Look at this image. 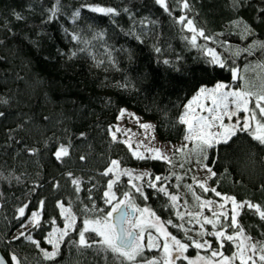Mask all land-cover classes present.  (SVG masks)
<instances>
[{
    "label": "trees",
    "instance_id": "trees-1",
    "mask_svg": "<svg viewBox=\"0 0 264 264\" xmlns=\"http://www.w3.org/2000/svg\"><path fill=\"white\" fill-rule=\"evenodd\" d=\"M54 2L0 0V96L8 101L0 104V111L5 113L0 117V253L9 259L14 252L24 264H121L120 258L100 245L91 249L73 245L78 233L72 230L61 243V254L55 260H45L30 241H12L20 224L15 219L17 209L27 204L26 215L41 213V227L25 231L41 245L51 230L52 219L56 226L64 227L56 207L58 201L71 207L77 217L76 227L82 228L83 219L103 216L110 208L104 203L103 193L113 176L102 173L113 159L121 161V168H149L153 176L175 172L183 180L172 177L166 181L172 186L170 192L176 191L177 183L193 184L202 199L216 200L214 193H203L193 183L192 169L199 165L194 156L191 163L184 162L180 154L172 156L175 167L164 161H138L124 144L112 141L109 128L120 109L127 108L153 123L159 141L179 143L184 126L177 123L178 117L200 87L224 83L236 88L245 82L258 87L264 79V68L260 67L264 65V51L256 48L251 55L241 52L238 56L234 52L255 40H264V0H244L238 9L232 8L231 0H188L190 10L183 9L181 0H166L171 14L156 0H60L57 18L47 22ZM93 6L115 8L119 15L92 12ZM77 10L78 18L73 16ZM16 13L24 19L17 20ZM181 15L193 19L210 39L197 36L193 46V34L177 22ZM239 20L250 25L255 35L242 39L234 24ZM72 34L87 43L72 40ZM82 48L85 50L80 51ZM209 48L225 62V68L209 62ZM72 52L76 55L70 59ZM165 60L169 63L165 64ZM232 67L239 70L243 80L232 79ZM60 145H70L69 156L62 161L54 156ZM33 148L37 149L35 155L30 151ZM81 156L85 159L81 160ZM262 161L264 146L247 133H237L229 144L209 149L205 163L217 175L208 179V184L222 196L264 207ZM181 162L183 169L179 167ZM69 172L83 178L80 192L71 184ZM128 180L122 176L114 186L118 197L130 191L139 208L151 209L161 220L183 224L167 196L147 187L144 181L136 182L143 184L148 197L144 199ZM179 195L181 206L185 208L186 199L189 208L196 210L186 188L181 187ZM41 200L43 209L39 206ZM93 202L104 212L83 211L86 205L91 209ZM238 222L246 235L264 240V221L254 210H241ZM222 223L227 225L228 221ZM205 227L213 231L210 225ZM168 231L180 237L178 230L169 227ZM234 231L228 229L229 234ZM204 238L214 249L219 247L214 237ZM191 249L189 258L198 251ZM220 250L231 256L235 247L225 242ZM161 254L157 250L145 251L146 257Z\"/></svg>",
    "mask_w": 264,
    "mask_h": 264
},
{
    "label": "snow or ice",
    "instance_id": "snow-or-ice-1",
    "mask_svg": "<svg viewBox=\"0 0 264 264\" xmlns=\"http://www.w3.org/2000/svg\"><path fill=\"white\" fill-rule=\"evenodd\" d=\"M183 9L190 10L188 0H181ZM166 12L171 14V10L166 0H156ZM244 0H231L233 9H238L242 6ZM92 12L101 13L103 15H119L115 8L93 6L90 8ZM123 11L127 12L125 8ZM264 11V10H262ZM50 15L47 22L56 19L60 12V0H55L54 4L49 9ZM80 15L79 10L73 13V16L78 18ZM17 20H22L24 17L19 13L15 14ZM178 23L182 24L184 28L192 32L191 43L196 46L197 36L204 39H210L205 35L203 29H199L194 25L193 19L184 15L178 18ZM143 23V21H141ZM237 28L240 29L239 35L242 39H247L255 35L254 29L242 20L234 21ZM67 32V29H65ZM102 35V34H100ZM72 40L77 42L87 43L82 41L81 37L77 34H72ZM98 38V37H94ZM3 41H0L2 44ZM260 49L264 51V40H255L252 44L244 47L243 49L237 48L234 55H240L241 52L253 54V49ZM85 49H80L84 51ZM160 51L159 48L156 49ZM207 53L211 56L209 61L211 64L218 65L220 68H225V62L220 59L214 49H207ZM76 55L72 52L69 58L71 59ZM165 64L169 63L167 60ZM264 68V65H260ZM232 79L235 81L243 80L239 70L235 67L230 69ZM23 79V77H18ZM8 101L0 96V104H7ZM127 110L120 109L118 120L124 118ZM240 113H244L240 117ZM5 113L0 111V117ZM134 118L140 129L145 130L144 140L136 142L135 148L131 142L129 133L131 129H122L119 126H110L109 132L111 139L114 143H123L132 152V156L139 161H164L172 167H175V162L172 156L180 154L185 158L184 162L191 163L192 157H195V162L201 165V170L208 174V178L215 177L217 173L213 171L205 161L208 160L209 149H215L217 145H227L232 141L237 133H247L251 139L257 142L260 146H264V79L261 80L259 86L255 84L247 86H237L232 88L230 85L224 83H217L214 87H200L197 93L184 105V111L179 115L177 123L184 126L183 141L179 147L172 145L170 142L166 145L167 151L163 148L151 146L155 140V136L147 135L148 130L155 131V126L149 123H140V118L136 117L134 113L129 114ZM236 118L233 120V118ZM45 120L48 117H44ZM225 120L229 121L226 123ZM114 129V130H113ZM117 133L128 137L127 139L120 140ZM135 135V133H132ZM84 136V133H81ZM145 140L148 141L145 144ZM189 144L192 146L189 147ZM69 146L60 145L54 152V156L58 161H62L64 157L69 156ZM143 149V151H141ZM33 155L37 154V149L30 150ZM171 152L172 155H169ZM81 160L85 157L81 156ZM184 162L179 163L181 169L184 168ZM264 162V161H262ZM191 171V169H189ZM112 175L115 179H109L107 182V190L103 193L104 203L111 205V210L107 211L103 216L98 218H85L83 219V227L77 228V217L73 213L71 207H65L63 202H57L56 207L60 210V216L64 219V227L53 228L45 238V243L51 246V251L42 248L41 242L34 239L31 234H27L25 229L40 228L41 227V213L33 211L30 215H26L27 204L20 206L17 209L18 216L15 219L20 221L18 233L12 237V241L25 239L30 241L42 253L45 260H55L61 254V243L64 242L65 237L69 236V230L78 233V240H73L72 244L79 249H91L96 245H100L101 249L111 252L115 257L120 258L121 264H177V261H187V264H264V240H256L254 237L245 234V228L238 222V216L241 210L247 208L254 210L259 215L261 221H264V207L260 204L252 203L251 201H237L232 196H222L215 187L209 188L206 180H198L195 176L192 177L193 183L202 190L203 193L212 192L217 197H221L223 203H216L211 199H202L193 188V184L181 185L177 183L174 187L175 192H170L169 187L165 182L175 177L177 181H182L183 177L177 175L175 172H170L169 176L155 175L151 172L144 171L136 173L134 170L121 168L120 160H110L109 166L102 173L104 176ZM71 180V184L75 186V191L80 192L81 181L75 178L71 172L67 173ZM121 176L129 177L128 183L131 185L135 193L140 194L147 199L143 190V184L136 183L135 181H144L147 187L155 189L158 193H162L171 201V206L176 207L181 200L179 189L184 187L187 192L191 193L195 201L196 210L193 211L188 206V201L184 200L186 212L177 210L176 216L180 220H184L187 216L188 223L192 224L193 221L199 226V231L195 236L188 235L193 229L185 228L184 224H175L172 220L166 223L174 228L184 232V240L177 238L167 230L164 222L160 217L156 216L155 212L151 209L139 208L133 202L130 191L122 193V199L118 198L113 191L114 186L119 182ZM147 177V180L145 178ZM18 179V178H17ZM55 187H59L58 184ZM90 191V190H89ZM91 199V196H89ZM231 203L230 215L225 211V206ZM215 205V207H214ZM40 209L44 207V201L39 202ZM207 209L211 216L204 215V210ZM84 212H104L103 209H98L93 202L91 209L86 205L83 209ZM138 213L139 215H134ZM148 214V219L145 217ZM222 220L228 221L225 225ZM51 223L55 225L56 220L52 219ZM210 225L213 231H209L205 226ZM219 226V227H218ZM154 228L159 234L153 236L151 231L147 232V243L145 240L146 229ZM235 229L234 233L229 234L228 229ZM87 234V235H86ZM200 237L197 239L196 237ZM204 236H212L219 243L218 248H213L212 243ZM98 237L99 239H96ZM163 238V243H159V238ZM225 242H232L235 244L236 251L231 256L224 255L220 249L224 248ZM11 243V241H10ZM189 248L197 250L210 251L209 256H201L197 254L195 259H190L185 253ZM160 251L162 254L158 257H146L145 251ZM26 259V258H25ZM0 264H24V262L17 256L16 253H10V259L0 256Z\"/></svg>",
    "mask_w": 264,
    "mask_h": 264
},
{
    "label": "rangeland",
    "instance_id": "rangeland-1",
    "mask_svg": "<svg viewBox=\"0 0 264 264\" xmlns=\"http://www.w3.org/2000/svg\"><path fill=\"white\" fill-rule=\"evenodd\" d=\"M192 33V32H191ZM193 34V33H192ZM247 86H250V83L249 84H247ZM232 88H235V87H233V86H231ZM208 88H212V87H208ZM123 109H126L127 110V112H126V114H125V116H124V118H122V119H120V120H118V119H116V121H115V123L113 124V126H119L120 128H122V129H131L132 130V132L131 133H129V136H131V142H132V144H133V148H135V146H136V142L137 141H139V140H144V137H145V135H146V133H145V130H143V129H140L139 128V126H138V124H137V122H136V120L134 119V118H132L129 114H132V113H134L135 114V116L136 117H139L140 118V123H149V124H152L153 125V123L152 122H150V121H146V120H144L141 116H139V115H137L135 112H133L132 110H129V109H127V108H123ZM240 115V117H243V115H244V113H240L239 114ZM236 118L234 117L233 118V120H235ZM225 122L226 123H229V121H227V120H225ZM114 130V129H113ZM132 133H135V135H132ZM147 135H149V136H152V135H154L155 136V140L152 142V145L151 146H155V147H160V148H163L165 151H167V148H166V145H168L169 143H167V142H161V141H159L158 139H157V137H156V135H155V132H153L152 130H148V133H147ZM117 137H118V139H120V140H124V139H127L128 137H126V136H124V135H122L121 133H117ZM183 141V140H182ZM182 141L181 142H179V143H171L172 145H175V146H177V147H179L180 145H181V143H182ZM148 143V141L147 140H145V144H147ZM123 144V143H122ZM125 145V144H124ZM190 145V144H189ZM126 146V145H125ZM127 147V146H126ZM127 149H128V147H127ZM129 150V149H128ZM141 151H143V149H141ZM129 152H130V154H131V156H132V152L129 150ZM169 155H172L171 154V152H169ZM133 157V156H132ZM134 158V157H133ZM135 159V158H134ZM136 160V159H135ZM139 161V160H138ZM123 169V168H122ZM126 169H129V170H134L136 173H140V172H144V171H148V172H150L151 170L149 169V168H138V167H126ZM192 171H193V175H192V177L193 176H195L196 177V179H198V180H206L207 181V186L209 187V188H211L210 186H209V184H208V174L205 172V171H203V170H201V166L200 165H195V166H193V169H192ZM73 176L75 177V178H78L80 181H81V184L84 182V180H83V178L81 177V176H79V175H74L73 174ZM122 177V176H121ZM127 177V176H126ZM129 178V177H128ZM147 178V177H146ZM113 179H115V177L113 176ZM71 181V180H70ZM135 182H139V181H135ZM74 186V185H73ZM75 187V186H74ZM113 191H114V188H113ZM118 197V196H117ZM118 198H123V197H118ZM213 201H215L217 204L218 203H223V200H222V198L221 197H217V199L216 200H214L213 199ZM214 207H215V205H214ZM174 209H175V212H177V210H180L181 212H186V210H184L185 208L183 207V206H181V200L179 201V203H178V205L176 206V207H174ZM230 209H231V203H228L226 206H225V211H228L229 212V214H231L230 213ZM111 210V205H110V208H109V210L108 211H110ZM208 215V216H211V213L207 210V209H205L204 210V215ZM134 215H139L138 213H135ZM145 217L146 218H148V219H151L150 217H148V214L147 213H145ZM188 217L187 216H185V219L182 221V223L184 224V227L185 228H191V229H193V231L192 232H189L188 233V235H193V236H195V234H196V232H198L199 231V226L198 225H196L195 224V222L193 221V223L192 224H189L187 221H188ZM161 220V219H160ZM168 220H172L175 224H177L173 219H165V220H161L162 222H164V225H165V227L167 228V230H168V228L170 227V228H174V227H172L171 225H168L166 222L168 221ZM51 230L49 231V232H51L52 230H53V228H61V227H58V226H56V223H55V225H53L52 223H51ZM29 228H31V226H29ZM28 228V229H29ZM63 228V227H62ZM61 228V229H62ZM28 229H25V231L26 230H28ZM174 229H176V230H178L179 231V233H180V237H179V239H182V240H184V238H185V235H184V232L182 231V230H179V229H177V228H174ZM148 231H151L152 232V234H153V236H158L159 234L156 232V230L154 229V228H152V229H146V231H145V240H144V243L146 244L147 243V232ZM48 232V233H49ZM18 233V230L16 231V233H15V235ZM47 233V234H48ZM47 236V235H46ZM46 238V237H45ZM45 238H44V240H43V245H41V247L42 248H45V249H47V250H49V251H51V246L50 245H48L47 243H45ZM197 239H200V237H196ZM203 239H205L204 237H203ZM159 243H163V238L162 237H160L159 238V241H158ZM234 244V243H233ZM234 247H235V244H234ZM189 250H193V249H191V248H189ZM188 250V251H189ZM196 250V249H195ZM208 250H198V251H195V255L194 256H192V257H190V259H195L196 258V256H197V254L199 253V255H201V256H209L210 255V252H208V253H203V252H207ZM235 251H236V248H235ZM188 253V252H187ZM187 253H185V255H187ZM226 256H228V255H226ZM186 263H187V261H185ZM236 264H238V261L236 262Z\"/></svg>",
    "mask_w": 264,
    "mask_h": 264
},
{
    "label": "water",
    "instance_id": "water-1",
    "mask_svg": "<svg viewBox=\"0 0 264 264\" xmlns=\"http://www.w3.org/2000/svg\"><path fill=\"white\" fill-rule=\"evenodd\" d=\"M0 256H2V254L0 253ZM9 259H10V257H9Z\"/></svg>",
    "mask_w": 264,
    "mask_h": 264
}]
</instances>
